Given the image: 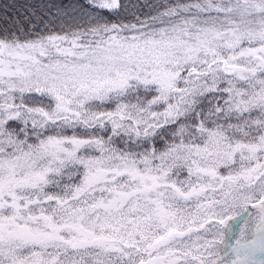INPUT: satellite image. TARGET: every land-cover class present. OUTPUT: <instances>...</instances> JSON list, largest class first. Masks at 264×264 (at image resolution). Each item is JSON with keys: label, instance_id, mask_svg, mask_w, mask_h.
Instances as JSON below:
<instances>
[{"label": "snow or ice", "instance_id": "obj_1", "mask_svg": "<svg viewBox=\"0 0 264 264\" xmlns=\"http://www.w3.org/2000/svg\"><path fill=\"white\" fill-rule=\"evenodd\" d=\"M0 264H264V0H0Z\"/></svg>", "mask_w": 264, "mask_h": 264}]
</instances>
